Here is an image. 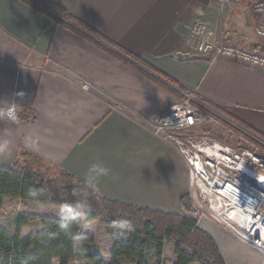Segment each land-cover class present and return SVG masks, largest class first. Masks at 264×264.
<instances>
[{
    "label": "crops",
    "instance_id": "crops-1",
    "mask_svg": "<svg viewBox=\"0 0 264 264\" xmlns=\"http://www.w3.org/2000/svg\"><path fill=\"white\" fill-rule=\"evenodd\" d=\"M53 1L174 82L137 64L167 89L20 0H0V103L23 92L17 112L30 105L36 114L34 123L20 117L17 124L0 121V144L7 142L0 163H14L24 147L85 181L98 164L108 170L94 180L99 195L186 214V163L144 119L164 114L188 91L195 103L264 136V68L185 55L186 26L195 20L217 32L232 29L234 43L264 52V33L250 9L253 0H233L226 10L217 0ZM88 223L102 226L98 220ZM198 226L211 236L225 264H264L263 252L214 221L199 220ZM107 240V251L97 250L106 262L110 236Z\"/></svg>",
    "mask_w": 264,
    "mask_h": 264
},
{
    "label": "trees",
    "instance_id": "trees-1",
    "mask_svg": "<svg viewBox=\"0 0 264 264\" xmlns=\"http://www.w3.org/2000/svg\"><path fill=\"white\" fill-rule=\"evenodd\" d=\"M20 1L171 89L139 67L142 65L159 74L140 58L106 40L53 0ZM159 75L166 82H174ZM224 115L242 129L264 140V136L250 127L228 114ZM18 116L29 123L36 121V114L30 105L22 108ZM86 182L26 148L19 147L14 163H0V208L3 201L11 197L46 201L61 207L71 205L85 189ZM89 193L88 203L92 211L87 216V223L100 219L128 232L127 236L109 234L111 248L108 262L96 251L90 236L86 235L82 249L74 250L71 237L82 232L78 224L72 225L69 235L61 231L57 217L19 213L14 219L12 236L0 226V264H71L70 261L78 254L84 258L81 264H162L165 244L173 249L175 260L172 264H225L211 236L198 226V219L193 216L188 200L182 199L186 214L177 215L103 197L97 193L96 187L90 189ZM35 219L39 220L41 229L22 237L21 228Z\"/></svg>",
    "mask_w": 264,
    "mask_h": 264
},
{
    "label": "built area",
    "instance_id": "built-area-1",
    "mask_svg": "<svg viewBox=\"0 0 264 264\" xmlns=\"http://www.w3.org/2000/svg\"><path fill=\"white\" fill-rule=\"evenodd\" d=\"M217 1L221 10L233 2ZM250 9L258 17V30L264 33V0H253ZM186 30L187 56L224 58L264 68V52L234 43L232 29L217 32L195 20ZM144 121L156 137L174 145L185 161L187 198L194 217L214 221L264 253V140L254 136L258 143L241 150L202 133V128L215 124L217 117L210 108L195 103L188 91L164 114Z\"/></svg>",
    "mask_w": 264,
    "mask_h": 264
},
{
    "label": "rangeland",
    "instance_id": "rangeland-1",
    "mask_svg": "<svg viewBox=\"0 0 264 264\" xmlns=\"http://www.w3.org/2000/svg\"><path fill=\"white\" fill-rule=\"evenodd\" d=\"M215 114L217 117V122L211 126L203 127L201 130L202 133L210 136L224 145L236 147L241 150L252 147V143H258L257 141L253 140L256 137L255 135L251 134L247 130L242 129L234 121L226 118L225 116L223 117L217 113ZM252 137L254 138L252 139ZM61 208L62 207L60 205L46 201L24 200L16 197L7 198L3 201V204L0 208V226L5 228L8 234L12 236L15 229L14 219L17 214L26 213L35 215H54L55 217H58L57 213ZM95 220L101 222L102 226H98L96 223H87L91 225V230L85 233L88 234L90 232L94 235L93 246L95 247L96 251L98 250L101 253L107 251V236H109L110 233L122 236H127L128 234V232L120 226L106 223L100 219ZM39 225L40 223L37 219L28 222L25 226H23L24 229L22 234L27 235L35 233L38 231ZM162 260V264H172L175 260L173 249L168 244L164 245ZM83 261L84 258L78 254L73 260L70 261V263L81 264Z\"/></svg>",
    "mask_w": 264,
    "mask_h": 264
},
{
    "label": "clouds",
    "instance_id": "clouds-1",
    "mask_svg": "<svg viewBox=\"0 0 264 264\" xmlns=\"http://www.w3.org/2000/svg\"><path fill=\"white\" fill-rule=\"evenodd\" d=\"M25 94L17 92L11 97V101L7 104L0 103V121H5L13 124L19 123V116L16 108V102H23ZM7 142L0 144V152L5 151ZM108 170L101 165H93L89 171V180L86 182L85 189L81 191L75 203L63 206L57 213L60 222V229L65 234L71 235V227L73 224H78L83 231L79 235L72 236L74 250L83 248L84 241L87 239L85 232L91 230V225L87 224V216L92 211L88 203L89 190H94V180L100 176H106ZM130 227V225H127Z\"/></svg>",
    "mask_w": 264,
    "mask_h": 264
}]
</instances>
